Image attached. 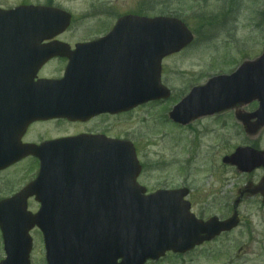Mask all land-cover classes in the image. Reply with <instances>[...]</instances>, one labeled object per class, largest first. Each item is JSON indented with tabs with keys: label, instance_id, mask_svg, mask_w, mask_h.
Returning <instances> with one entry per match:
<instances>
[{
	"label": "rangeland",
	"instance_id": "rangeland-1",
	"mask_svg": "<svg viewBox=\"0 0 264 264\" xmlns=\"http://www.w3.org/2000/svg\"><path fill=\"white\" fill-rule=\"evenodd\" d=\"M23 1L0 0V6H12ZM53 1L58 2L54 5L71 14L67 29L56 37L70 47L102 36L110 30L118 14L125 13L177 17L194 37L185 48L170 54L162 62V83L171 90L167 101L137 106L116 117L98 118L85 127L54 122L37 125L36 134L47 132L54 136L75 133L77 129L78 132H90L107 124L105 127L110 137L129 140L137 147L142 164L138 180L146 190L152 192L159 183L173 188L179 185L181 173H187L185 183L199 193L196 198L202 199L197 200L196 211L204 208L206 216L224 217L233 205L236 190L247 179L256 182L264 170L243 174L221 161L237 147L251 146L264 150V127L254 136L247 135L232 116L236 108L252 111L255 103L201 117L183 127L169 125L167 117L159 119L156 113L164 111L171 101H178L196 83H203L212 75L229 74L243 61L261 54L264 48V0ZM27 140L39 139L29 134ZM30 166V161L24 160L0 172V198L32 176ZM237 209L243 220L241 227L221 241L233 249L238 243L245 242L247 225L252 224L255 232H252L254 237L247 247L248 253L232 264H264V208L258 205L256 198H251L241 201ZM187 263L165 258L158 264ZM192 264L230 263L223 257L217 260L198 257Z\"/></svg>",
	"mask_w": 264,
	"mask_h": 264
},
{
	"label": "water",
	"instance_id": "water-1",
	"mask_svg": "<svg viewBox=\"0 0 264 264\" xmlns=\"http://www.w3.org/2000/svg\"><path fill=\"white\" fill-rule=\"evenodd\" d=\"M11 13L13 11L0 13L4 17V19L0 17V47H33L35 43L42 40L43 35L40 31L45 26L38 21H29L31 24L25 23L22 15L27 13L26 8L16 15ZM60 20L56 18L52 20L51 23L54 25L48 36L59 32L68 24L66 19ZM64 22L65 25H62ZM47 24L49 25L50 22ZM191 39L190 32L179 20L168 17L149 19L124 16L117 21L107 36L92 43L77 44L76 47H127V52L132 54L130 56L132 58L126 65L130 78V82H126L125 86L126 95L132 90L139 91L140 88L147 90L148 93L144 94L147 98H159L166 96L167 90L161 89L158 84L155 86L153 73L149 72L150 64L146 71L143 56L149 55L151 52L157 54L159 64L162 56L177 52ZM50 47L57 46L53 44ZM146 60L149 61V58L147 57ZM152 62L154 63V59ZM153 63L151 64L152 68L155 65ZM21 66L24 70L32 68L28 64ZM12 68L16 69L17 66ZM155 81L158 83V75H156ZM70 95L66 96L67 102L80 100L69 97ZM56 96L58 97V95ZM127 97L129 96L122 98L123 104L117 108L126 109L140 102V100L132 98L133 96ZM35 98H39L38 94ZM101 100L107 102L104 98ZM111 100L113 99H109V102ZM252 100L259 102L258 109L244 117L239 115V118L243 120L246 131L255 134L256 130L264 125V50L255 60L244 61L231 75L213 77L204 86L193 88L181 103L186 113L180 120L187 122L190 118L212 114L234 104L247 103ZM110 108L111 111L117 110L113 109V106ZM251 116L257 118L253 126H250L247 120ZM19 131L20 127L18 129L17 127L7 128V131L0 130V168L11 162V156L6 155V151ZM59 143L61 144L56 147L55 154L54 152L44 154L47 160L42 162L39 177L45 182L42 184L45 189L41 190V200L45 208L41 213L45 214L46 218L53 220H57L58 217L66 220V223H63L66 227H62L65 229L63 232L65 238L63 239L64 250L62 249L61 264H71V258L77 252L87 251L89 248L95 251L102 249L104 253H108L109 260H105L104 264H112V261L118 257L122 258V264H142L144 260L157 258L165 250L176 247V244L171 243V238H168L167 234L176 235L177 226L173 221V216L175 214L181 216L182 213L179 211L184 212L185 210L177 206L176 210L170 211L168 206L173 208L171 201H168L167 205H164V202L158 204L156 201L158 193L150 196L142 195L143 189L135 181L140 167L131 145L126 146L123 142L110 141L106 161L102 162L103 157L99 158L96 155L101 151L97 144L96 146L89 145L85 150L73 153L68 141L63 140ZM257 154L259 153L250 148H237L231 156L225 157L223 160L237 165L236 167L242 171H250L257 165L264 164V155ZM98 159L100 162H97ZM88 170L96 171L95 175L86 176L84 172ZM61 173L64 179L62 183L57 181ZM51 175L53 176L50 177ZM58 182H60V186ZM77 185L87 188L88 195L99 198L100 202L102 198L108 196L109 203H106L108 206L104 210L85 211L82 216H78V220L82 222L80 227L83 226L90 232L82 230L80 236L73 237L76 239L75 243L69 238L72 232L69 235V232L66 231L73 226L72 217L69 216V213L67 214L63 205L57 206L61 207L62 211L58 212L57 210L56 212L61 213V216H57L55 205L58 202L62 204L66 201L65 197H61V193H57V191L65 192L63 189L70 190ZM98 200L91 199L90 202L96 203ZM12 201L14 202V199L5 203ZM100 208L102 209V206ZM72 211L76 212L73 209V204ZM236 220L235 217L229 219L226 222L227 228L232 227ZM179 246H183V244ZM178 249L181 250L182 247H178ZM50 260L54 263L52 258ZM100 260L99 256L94 257L95 264Z\"/></svg>",
	"mask_w": 264,
	"mask_h": 264
},
{
	"label": "flooded vegetation",
	"instance_id": "flooded-vegetation-1",
	"mask_svg": "<svg viewBox=\"0 0 264 264\" xmlns=\"http://www.w3.org/2000/svg\"><path fill=\"white\" fill-rule=\"evenodd\" d=\"M23 4H38L48 7L60 8L57 5V1L53 0H25L21 2ZM57 39V38H56ZM38 48V50H46V53H41L39 56H48L49 59L44 63L43 66L37 71L36 79H62L64 76L68 75L69 82L66 85V89L72 90L70 92V96L72 98H90L92 102L88 107V115L84 119L82 117L78 119L68 120L66 118H50L47 120H35L32 123H29L27 131L22 138L23 142L26 143H41L46 140L60 138V137H68V136H81V135H89V136H105L110 137L107 134V124L103 125L101 129L98 130H89L88 131H80L75 130V133H62L54 136H49L46 134H36V126L37 125H46L51 123H65L71 125L87 126L91 121H95L98 118H107V117H116L124 111H120L118 108L115 112L110 113V105L101 99L108 98H124V87L123 83L126 82L127 77V63L131 60L132 54L127 52V47H32ZM48 67V69H46ZM71 77V79H69ZM128 79H130L128 77ZM121 84V86H120ZM118 85V87H117ZM116 88L121 89V92L116 94ZM233 116V114H232ZM240 124V123H239ZM241 126V124H240ZM242 128V126H241ZM33 135L34 138L39 139L38 141L27 140L28 135ZM44 137V138H43ZM43 138V139H42ZM99 144L98 142H96ZM193 190H188L186 196L184 197V201L188 203L190 212L193 215L203 222L210 219L215 215L206 216L203 211L204 208H201L198 211L195 209V205L197 200L200 198H196L199 193ZM196 194V195H195ZM207 196H209L207 194ZM245 199L256 198L258 205L261 208H264V204H262V198L259 194L255 196L245 195ZM243 199V198H242ZM104 201L106 199L103 198ZM108 200V198H107ZM235 201V199H234ZM260 201V203H259ZM105 205V204H104ZM103 205V208H104ZM106 206V205H105ZM39 204L33 199L29 198L27 202V207L30 211L36 212L39 208ZM238 204H233L230 211L224 217H218L219 220H224L236 212L239 217V223L236 227L231 229L230 231H221L219 234H214L215 223L213 225L207 226V229H203L200 227H191L190 225L186 228V232L189 235L187 240L190 241L192 235L196 234L198 238L203 239L199 244L196 243L192 248H188L187 250L181 252H173L168 251L163 256L154 260H147L144 264H158L163 259L169 258L173 261L181 260V263L188 262L187 264H192L195 258H208L211 260H217L220 258H225L229 260V263L232 264L236 260H238L241 255L247 254V247L249 243L253 240V233L255 232L254 228L251 227L252 224L247 225L248 228L245 230V242L238 243L233 247V249H229L224 241H221L228 235L234 234L236 230L241 227V218L239 211L237 209ZM89 209V207H84ZM236 209V210H235ZM243 221V220H242ZM249 229V231H247ZM1 230V229H0ZM28 240L19 248V253H9L6 252L4 243L2 240V231H0V264H47L46 260V247L44 245V236L43 231L39 229L37 226L31 227L27 231ZM258 242V240H257ZM16 257V261H8V258ZM174 258V259H173ZM7 262H3V261ZM120 259H118L119 261Z\"/></svg>",
	"mask_w": 264,
	"mask_h": 264
}]
</instances>
